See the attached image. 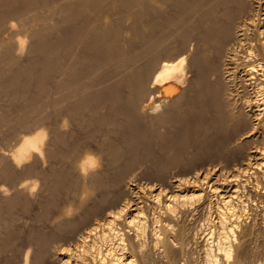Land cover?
Segmentation results:
<instances>
[{
  "label": "bare ground",
  "instance_id": "obj_1",
  "mask_svg": "<svg viewBox=\"0 0 264 264\" xmlns=\"http://www.w3.org/2000/svg\"><path fill=\"white\" fill-rule=\"evenodd\" d=\"M29 18L39 26L31 28ZM18 24L33 38L30 50L37 58L27 68L35 71L29 83L38 87L39 92L30 93L15 117L0 113V125L6 124L11 130L33 127L30 133L25 130L29 134L21 135L18 141V136H14L18 143L8 158L13 164L29 159L20 167L22 172H35L51 181L46 186L48 197L43 201L42 217L55 203L58 189L72 196L70 200L66 198L67 204L58 206L60 210L54 219L57 233L54 230L50 236L42 233L37 236L39 255L51 244L50 239L63 235L72 239L74 247L61 248L60 264H132L135 251L145 252L141 241L146 230L168 252L170 243L163 238L162 229L177 217L178 208L184 209L199 196L205 199L218 194L224 210L217 212L213 247H207L202 254L203 262L196 264H219V258L223 264H248L243 259L245 253H240L242 259L237 258V253L233 260L228 259L234 243L231 236L242 215V209L233 202L238 186L231 184V178L224 175L215 179L217 186H213L215 182L210 185L212 180L205 181L208 185L204 188L197 176L193 175L191 181L186 179L190 183L184 186L183 178L182 183L178 178L177 194L173 196L159 188L161 191L152 197L155 204L162 198L163 205L158 206H162L165 216L156 214L155 208L148 216L144 213L149 209L144 210L146 198L136 191L124 197L121 189L123 180L127 182L124 177L131 172L128 177L132 178L137 165L146 164L145 171L154 172L161 179L171 165H190L192 159L226 162L238 152L232 147L236 141L252 144V138L263 129L253 121L260 119L255 110L264 107V0H0V46L11 55L24 49L26 36L21 38L18 31L12 39L2 35L10 36ZM63 89L65 92H61ZM66 116L69 123L63 119ZM71 117H75V133L66 135L64 127H68ZM261 137L262 141L264 132ZM52 140L58 144L56 149L55 145L53 149L49 147ZM249 148L246 158L255 161H245L248 164L244 162L243 171L251 168L255 174L262 169L264 153L257 145ZM59 153L67 159H76L74 172L63 170L60 165L46 171L37 167L35 161L45 159V154L52 158ZM239 174L236 176L243 175ZM179 232L183 235L182 230ZM9 238L6 235L5 241ZM128 249L133 251L132 255ZM148 262L144 259L142 264Z\"/></svg>",
  "mask_w": 264,
  "mask_h": 264
},
{
  "label": "rangeland",
  "instance_id": "obj_2",
  "mask_svg": "<svg viewBox=\"0 0 264 264\" xmlns=\"http://www.w3.org/2000/svg\"><path fill=\"white\" fill-rule=\"evenodd\" d=\"M165 6H167V5L163 4V7L169 10V7L168 6L165 7ZM41 12H43V11L41 10ZM30 15H33L32 12L30 13ZM31 20H32L31 18L28 19L31 28L39 26V23L37 21H34V22L32 21L31 22ZM48 20H50V19H48ZM48 22L49 21H47L46 24ZM18 27H19V29H18ZM17 29L13 30V32L16 31L14 34H12L13 32L10 34L11 37L7 36V35H9L7 33L5 34V36L2 35V37H9V38L12 39V37L13 38L17 37V35L20 36L21 38H24V36H26L24 38L25 41H26L25 42V47L22 50V51H24V53L21 51V52H19V54L16 53L15 55H11L10 52L6 51L7 49L2 48L3 45L0 46V113L6 112V114L7 115L9 114V116H11L12 118L15 117L16 115H18L17 113L19 112V110H18L19 107H21L22 105L26 104L25 102L28 101L27 99L29 98L30 93H32V92L34 93V91L36 93V91L39 89L38 87H34L33 85H31L29 83V80H30L29 78H31V76L33 75V73H35V71H32L33 69L29 70V68H27L31 64L32 60L37 58L36 57L37 55L32 53L31 50H30L31 49L30 45H31V43L33 41V38L29 34H27L26 32H23V30H22V28H21V26L19 24L17 26ZM17 31H18V34L16 35ZM22 33H24L25 35L22 34ZM13 35H15V36H13ZM9 38H5V40H7V39L9 40ZM25 49H26V52H25ZM6 54L7 55L10 54L11 57H10V55H8V57H7ZM1 55H3V56L1 57ZM14 59H17V60H14ZM28 59H30V60H28ZM3 60H4V62H2ZM26 60H27V62H26ZM14 61H15V63H14ZM18 61H19V63H18ZM28 62H29V64H28ZM16 64H18V65H16ZM24 68H26V69H24ZM12 73H14V74H12ZM26 75L28 76V78H27ZM33 77H34V75H33ZM1 80H4V82L1 81ZM53 81H55L54 77H53V79L52 78L50 79V82L52 84L55 83ZM10 82H11V84H10ZM2 85H4V87H2ZM37 92H39V91H37ZM61 92H65V90L63 89ZM25 98H26V100H25ZM12 99H14V100H12ZM32 107L34 108V105ZM32 107L30 106V108H32ZM31 110L29 111L28 115L31 114ZM259 110L260 111L255 110V113L258 112L257 117H260V119H257V121L256 120L253 121V123L257 122V126H259L261 128L263 127V129H261L260 132H258L256 134V136H254L252 138L253 140L250 139L252 141V144H251V142L249 144L251 145V147H254L255 145H257V148L260 147L259 150L262 149L263 153H264V146H262V145H264L263 144L264 143V139L262 140L263 142L261 141V139L263 138L261 136H262V134L264 132L263 131L264 130V107L259 109ZM259 113H261V115ZM32 114H33V112H32ZM32 114L30 115V119L32 118L31 116H33ZM68 117L66 116V117L63 118V119H65V118L67 119V123H69ZM74 118L75 117H71V121H70V124H68V127H66L67 125L64 127L66 130L64 129L63 133H66V135H68L69 133H72V131H73V133H75L74 132L75 131V122H74L75 120H74ZM5 126H7V125L3 124V123H1V125H0V198L2 197L0 199V234H1L0 235V243L4 242L3 244H0V246H1L0 247V264H23V263L24 264H54V263H56V261L58 259H59L57 261L58 263H56V264H60V255H59V253L61 252L62 249L63 250H65L67 248H71L72 249V247H74V242L72 241V239L63 238V235H59L58 237L52 238L54 240L50 239L48 244L51 243L52 245L50 244L51 246L50 245H48V247L46 246L47 249L44 250L45 252L43 251V253H41V254H43L41 256V255H39V246H40V244H39V242L37 240V236L40 233L48 235V236H50L51 234H54L55 231H56L55 233H57L58 226H56L57 224H56V221L54 220L57 217H55V216H56L57 212L60 210V208L64 204H67L68 200H70V198L72 196L64 195L65 192H63L62 189H58V192L55 195L56 196L55 198H57L56 199L57 203H56V200H55L56 205H55V203H53V205L50 206L49 209H47L48 212L46 211V213H45L46 215L43 216L44 218L41 216V211L43 209V203H44L43 201H45V199L48 197V194H47V191H46L47 190L46 186H48L51 183V181H49V179H47V177H44L43 175H40V174H39V176H40V178H39L38 174L36 175L35 172L34 173L33 172H28V173L22 172L20 167H22V165L25 164V162L28 163L29 159L27 161L21 162V164H16V163L13 164V162L10 161L11 159L8 158V155L11 153L10 151H13L15 149V147L17 145L16 143H18L17 141L19 140L20 136L23 135V134H29L33 127L30 125L31 126V127H29L30 129L22 127L23 129L20 128L21 130L19 128H17V130H11L8 126H7L8 128L5 127ZM67 128H69V129H67ZM25 130L29 131V133L27 131H25ZM47 132H49V131H47ZM259 134H261V135H259ZM14 136H16V137L18 136L17 141H16V137H14ZM47 138L49 140V135H47ZM240 142L241 141H239V142L236 141V143L232 145V147H234V149L236 147L235 151L238 150L237 153L240 152V156L237 155V153H235L236 155L233 154L232 158L230 160L227 159L228 161H226V162H225L224 159H221V160L220 159H208V160H206V159H192L193 161H191L192 164H190V165H187V164H184V163H181V164L177 163L176 165L175 164L171 165V166H174V167L169 166L168 168H170V169L169 170H168V168L166 169V173L168 172L169 174L168 173L167 174L166 173L163 174L164 176H162L161 179L159 178L158 175H157L158 176V178H157V176L153 174L154 172L148 173L147 171H145L144 168H145L146 164H144V166L143 165H141V166L137 165L138 167L137 166L135 167L136 170L134 169L133 170L134 172H132V174L134 173L133 177H132V178L135 177L134 179L129 178V177L132 176L131 172H130V175H127V176L124 177L128 183L123 180L124 183L122 185L121 194H122V196H124V197L127 196V198H128V194H129V196H132V194L135 193V191H136V193L137 192L139 193V194L137 193V195H142V196H144L146 198V204H145L144 210L147 209V207L149 209L145 210L144 213L147 212L146 214L148 216H151L153 211L156 210L157 211L156 214L158 213V214H160L162 216H165V215H163L162 206L161 207L158 206L159 204L163 205L162 198L159 199L158 202H157V199H156L157 203L155 204V200L152 197V194H155V193L159 192V190H160L159 188H161L163 193L165 192V194H168V192H169V195L173 196V194L174 195L177 194L176 193V188L177 187H176L175 183L177 181L179 182V179H180V183H182L181 180L183 178L182 181L184 183H182V184L184 186V184L187 185L188 183H190L191 179L192 178L194 179V176H197L196 179L197 178L200 179V184L202 182V185H203L202 187L204 188V187H207V185H208L206 183H210V182H211L210 185H213V183L215 182L214 185H213V186H215L216 183H217V181L215 179L223 178L221 176L225 175V177L232 179L231 184L233 186H235V187L238 186L239 187V188L236 187L238 189V192H236V194H235L236 198H234L233 202L235 204V207H237L239 209H242V215H241V217H239V220H238L239 222H237V224H236L237 226H235V228H234L236 231H234L233 236H231V237H234V238H232L230 241H231V243L232 242H234V243H232L231 246H230L231 250H232L231 251V255L232 256H230V258L228 257V259L229 260H233L232 258L235 257L236 253H237L236 255H238L237 258L242 259L243 256H241L240 253L242 255L245 253L243 259L244 260L247 259L246 261H247V263L249 262L248 264H250L251 262H252V264H264V175H263L264 174L263 173L264 172L263 171L264 170V166H263L264 164L261 165L262 169H263V170L261 169L262 171L260 170V172H259V170H256L257 174L256 173L254 174L255 169H254V172H253V170L251 168L248 169L246 171V173H245L243 170H246V169H244L243 167H246V164H248L247 162H253V161H255V159L253 160V159H247L246 158L247 155H248L247 153H248V151L250 149L249 148L250 145H248V143L246 141H243L242 144ZM48 143H49V147L51 149H53L54 145H55L54 146L55 149L58 146V144L54 143L53 140L48 142ZM237 144H241L244 148H247V149L249 148V149L248 150L247 149L243 150V147L241 148V145H237ZM61 148H63V147H61ZM240 148H241V150H240ZM245 150H246V152H245ZM242 151L245 152V153H243ZM2 154L4 156H1ZM6 154H7V156H6ZM235 156H237V159L235 158ZM262 156L264 157V154H262ZM47 158L48 157L45 154V159H39L38 161H35L36 163L38 162L37 164H39V165H37V167L38 168L41 167L40 168L41 170L45 169V171H46V170H49L52 167H55V166L58 167L60 165L59 167L61 168V166H62L63 168H61V169H63V170L67 169L69 172L70 171H73V172L75 171V168H74L75 163L74 162H75L76 159H67L65 157H62L60 155V153L57 156H54L52 158H48V159ZM54 158H55L56 162H54ZM32 160L33 159H30V162H33ZM43 160H44V162H43ZM201 160H205V161L201 162ZM261 160L263 162L264 158L261 159ZM245 161H247V162H245ZM35 162H33V163L35 164ZM7 163L10 164V165H8ZM11 164H13V165H11ZM15 164H16V166H14ZM193 164H195V166H193ZM177 165H179V166L177 167ZM18 166H19V168H18ZM70 167H72V168H70ZM184 168H186V169H184ZM239 168L242 170L243 173L240 172L241 170ZM72 169H74V170H72ZM140 169H142L143 171H141ZM18 170H20V172H18ZM251 170H252L253 173L251 172ZM139 171H141V174H140ZM219 171L222 172V173H220ZM135 172L139 173L137 175L138 176L140 175L141 177L143 176L142 172H144V175L148 174V177H150V178H148L146 176H143L144 178L143 177L141 178L140 176L138 177L135 174ZM196 172H197V174H196ZM238 172L240 174H243L244 177H243V175L239 174L240 177H241V179H239L240 177L236 176L238 174ZM32 173H33V175H32ZM152 174H153V176H152ZM170 174L171 175L173 174L172 175L173 178L177 177L175 179L176 181L172 179ZM260 174H261V176H260ZM166 175H168V177H170V178L166 177ZM203 175H204V177H203ZM246 175L248 176V178H247ZM154 176H156V177H154ZM188 177H190V178H188ZM255 177L259 178L260 180L257 181V178H255ZM136 178H138V179H136ZM139 178L141 179V181H139L140 180ZM145 178H148L150 180L148 181V179H145ZM204 178H206V179H204ZM210 178H213V179H210ZM129 179H131V180H129ZM144 179H145V181H144ZM169 179L171 180V182H170ZM186 179H187V181L188 180H190V181L189 182H185ZM134 180H135V182H133ZM163 180H165L164 181L165 184L162 182ZM208 180H212V181L209 182ZM213 180H215V181H213ZM166 181H167V183H166ZM205 181H206V183H203ZM29 183H30V185H29ZM125 183H126L127 187H126V185L124 186ZM146 183H147V185H146ZM182 184H181V186H182ZM20 185H21V187H20ZM26 186L28 188H26ZM128 186H129V189H128ZM167 186H168V188H167ZM123 187L125 189L126 188L127 189L125 190V189H123ZM4 188H5V192L3 194V192L1 193V189H4ZM165 188H166V190H165ZM127 190H128V193H126ZM152 190H153V192H152ZM163 190H165V191H163ZM61 194H62V196H60ZM188 195L187 196L190 197L189 193H188ZM147 196L150 197V198H148ZM68 197H69V199H68ZM201 197H203V196H199L198 197L200 199V202H199L198 198H195L194 200L188 202L186 204L187 206H185L184 209L178 208V213L179 214L177 213V217L172 219L173 220V221L171 220L172 222L169 221L170 223H172L171 226L169 225V222H168L167 228H166L167 230L166 229H162V231H163L162 235L164 236L163 238L167 239V244H169V243L171 244V245L169 244L170 246L168 245V250L170 249L169 251L167 250L168 252L163 251L164 248H162V246H160L161 244L160 243H158L159 245L156 244L152 240L150 232L146 230V232H145L146 235L144 234L142 236V238L144 240L142 239V241H141V242L144 241L143 242V244H144L143 248H145V250H143V251H145V252L142 253V254L140 253L141 254L140 255L138 251H135L134 252V256L131 257L132 260L134 261V262H132V264H140V262L142 264L144 259L147 260V262L149 261L148 262L149 264H152V263L153 264H192V263L196 264V262H203L202 261V258H203L202 254H204V251H205V249L207 247L210 248V246H212L214 238H215V235H216L214 227H215L216 220H217V218H216L217 217V212L220 209L224 210V207L220 203L221 200H220V198H219L220 196L218 194H215V196L210 194V196L206 197V198L204 196L205 199H203ZM147 200H149V201L147 202ZM217 201L219 202V204H218ZM191 202H193V203H191ZM207 204H209L211 206H209ZM54 205H55V207H54ZM56 206L57 207L60 206V208L58 207L59 208L58 209ZM156 207H157V209H156ZM200 207H202V208H200ZM206 211H208V213ZM38 219H40V220H38ZM50 219L53 220L54 222L53 221L49 222V221H51ZM179 219H180V221H179ZM44 220H45V222H44ZM174 220H176L177 222L174 221ZM49 224H51V226ZM180 230L183 231V235H180V232H179ZM211 230L213 231L212 232L213 234H211ZM6 231H7V234H6ZM31 231H33L32 234H31ZM165 232L167 233V235L169 237L166 235ZM170 233H172L173 235L170 234ZM12 234H14V235H12ZM210 234H211L212 237L210 236ZM6 235H8L10 237L9 239H7L8 242H7V240L5 241ZM13 236H14V238H13ZM61 236H62V238H61ZM27 237H29V238H27ZM56 238L57 239L59 238V240L55 241ZM181 240H183L184 242L181 241ZM71 241H72L73 244L71 243ZM135 242L131 241V243H133V244ZM61 243H62V246H61ZM128 243L130 244V242L127 241V247L130 246V245H128ZM7 244H9V245H7ZM66 244H68V245H66ZM173 245H175V246H173ZM233 245H235L234 248H233ZM62 247H65V249L62 248ZM236 247H238L237 250H236ZM49 248H50V250H49ZM233 249H234V251H233ZM129 250L130 249H128V251ZM132 252L133 251H129V253H131V255L133 254ZM232 253H234V254H232ZM34 255H36V256H34ZM164 256H166V257H164ZM250 257H252V259ZM55 259H56V261H55ZM219 259L221 260V261L219 260V262H220L219 264H223L222 258H219ZM192 260H193V262H192ZM250 260H251V262H250ZM92 264H96V263L93 262ZM197 264H199V263H197Z\"/></svg>",
  "mask_w": 264,
  "mask_h": 264
}]
</instances>
